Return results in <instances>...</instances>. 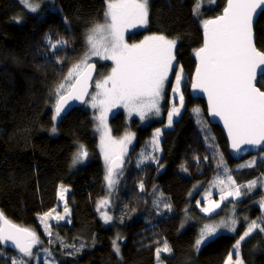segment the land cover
Returning <instances> with one entry per match:
<instances>
[{
    "label": "trees",
    "instance_id": "1",
    "mask_svg": "<svg viewBox=\"0 0 264 264\" xmlns=\"http://www.w3.org/2000/svg\"><path fill=\"white\" fill-rule=\"evenodd\" d=\"M38 1L43 4L33 13L19 0H0V212L18 226L37 231L46 242L44 249L53 253L57 264H157L155 249L159 240H166L172 249L171 254H161L165 264H226L247 222L264 216L257 203L261 196L259 190H253L240 202L226 203L211 217L199 212L197 198L211 189L218 170L198 121L207 122L205 130L214 137L215 145L227 158V167L232 170L237 184H247L264 175V161L261 160L264 152L234 162L221 129L210 125L205 103L193 99L187 85L183 112L173 128L162 133L160 163L154 167L153 164L146 165L151 170L144 178L147 192L158 187L163 194L161 201L170 202L175 214L162 207L138 211L130 205L118 208L120 206L115 204L109 210L115 216L114 222L104 224L95 209L97 201L105 196L106 188L94 114L81 108L65 118L53 120L54 97L51 93L72 65L83 59L87 51L85 37L93 26L103 21L106 0ZM148 1V31L140 35L163 34L175 39L177 61L188 80H192L195 51L203 44V21L221 15L227 0ZM14 17H18L19 22ZM254 29L256 46L264 52V14ZM48 37L53 42L60 38L68 41L67 46L59 50L62 63L52 62L57 53L47 45ZM95 63L98 74L100 71L108 73L110 63ZM258 86L264 90V78ZM163 105L166 114L168 99ZM196 108L200 109L199 117L194 112ZM109 122L117 137L128 129L136 134L138 152L149 144L155 130L165 124L162 119L143 127L138 119H134L129 125L123 112L113 115ZM53 126L57 129L54 134L51 132ZM80 145L87 150L88 159L86 163L74 166L73 156ZM206 155L208 160H204ZM196 156L200 157L199 164L194 159ZM252 159L256 160L255 167H239ZM135 166L128 170L124 166L130 176L126 175L119 185L117 200L130 181L135 184V179L144 173L143 170L138 172ZM182 166L187 171H183ZM61 184L69 189L67 206L70 215L52 226L50 238L43 235L40 217L62 208L58 200ZM233 205L238 220L236 231H218L199 252L195 251L194 241L203 225L227 219ZM115 208L130 216L121 218ZM164 214L166 217L156 219L157 215ZM121 219L123 222L120 223ZM182 221L184 226L181 228ZM57 235L67 244L83 245L82 250L69 255L73 249L62 247L56 240ZM118 235L123 238L119 241V254L113 247ZM50 239L53 243H49ZM33 253L37 254V249ZM16 255L17 251L5 248L0 264H8V258ZM240 255L244 264H264V233L257 230L247 237L241 245ZM39 257L40 264H44L45 259Z\"/></svg>",
    "mask_w": 264,
    "mask_h": 264
},
{
    "label": "snow or ice",
    "instance_id": "2",
    "mask_svg": "<svg viewBox=\"0 0 264 264\" xmlns=\"http://www.w3.org/2000/svg\"><path fill=\"white\" fill-rule=\"evenodd\" d=\"M19 3L33 13L39 8V3H34L33 0H19ZM258 10L264 14V0H227V6L221 15L215 19L203 21V46L195 51L199 64L192 87L207 94L210 115L219 117L223 121L231 140V147L236 153L241 151L242 145L257 149L264 145V91L256 84L258 69L260 76L264 78V68L261 67L264 66V52L258 51L255 47L253 34V19L257 16ZM148 14V0H106L105 22L91 28L85 37L88 47L83 59L70 68L64 79L55 86L51 93L54 97L53 120L61 116L70 99L83 102L88 94L89 81L95 69V64L89 63L92 57L112 60L115 65L105 79L96 83L99 91L91 97V107L100 109L96 119L105 129L106 137L108 136L107 114L113 107H123L128 110L129 115L135 112L141 120H144L148 113H154L156 116L161 114L160 103L176 60L177 41L163 34L148 36L139 44L129 45L124 40V32L129 27L147 24ZM14 19L19 22L18 17ZM65 23H67L66 18ZM46 43L53 52L57 53L53 56L52 62L62 63L63 58L60 57L59 50L66 47L68 41L60 38L53 42L52 38L48 37ZM182 72L183 69L179 68L174 77L175 85L171 88L174 95L178 94L179 106L173 100L171 109L167 113L166 127L168 128L172 127L174 117L180 115L184 105V96L181 93ZM194 112L197 117L200 116L199 108L194 109ZM198 123L201 125L199 130L204 132L203 139L206 141V147L216 161L215 167L218 170L212 187L219 189V201L212 199L210 190L205 191L204 199L207 205L200 209L206 215L212 216L225 200L229 198L239 200L242 195H248L253 191L258 184L264 188V175L247 184H237L232 170L227 167L223 154L219 153L214 143V137H210L205 130L207 122L200 119ZM56 131V127L53 126L51 132L54 134ZM161 135L162 129L157 128L153 138L149 141L151 150L141 153L138 167L147 162L160 163L155 153L161 150L159 148ZM133 137L132 133H127L121 141L111 140L108 137L109 147L104 148V160L107 166L105 181L109 192L113 191L115 185L119 183L120 173L117 169L122 166L121 158L126 153L127 146ZM101 143L103 147L105 144L103 138ZM87 156V150L80 145L73 156V165L82 163ZM194 159L197 164L200 163L199 156ZM208 159L209 156L206 155L204 160ZM261 160L264 161V156ZM255 165L256 160L252 159L239 167L250 168ZM182 170L187 171V168L182 166ZM138 187L140 192L145 191L142 181ZM66 192L67 189L61 184L59 198L65 201L64 216L53 217L49 212L40 217L44 230L50 238L52 237V225L47 222L49 218L59 221L70 215L66 203ZM153 192L155 193L156 189H153ZM162 195L161 193L160 196ZM160 196L154 199L153 207L157 210L162 207L171 211V203L161 201ZM257 203L264 209V197ZM108 204V199L101 200L97 210L103 209ZM197 204L199 205V202ZM102 218L106 224L113 219L107 211L102 213ZM121 222H123L122 219ZM237 223L235 205H233L230 217L218 223L203 225L198 238L194 241L195 251L199 252L205 240L214 237L220 229L235 232ZM183 226L182 221L181 228ZM257 230L264 233V216L247 222L245 230L233 246L236 259L234 260L232 254H229L226 264H244V259L240 255L241 245ZM56 240L62 247L73 249L72 253H68L69 255L78 253L83 248V245L76 247L74 244L65 243L58 235ZM40 243L36 232L17 226L7 219L3 212H0V257H3L4 249L9 245L17 250L16 256L8 258V264H33L34 261L35 264H40L39 255L33 253V248ZM49 243H53V240L50 239ZM156 243V261L157 264H163L161 254H171L172 249L166 240L162 242V246L160 241ZM113 247L114 251L119 254L120 248L116 241H113ZM44 253L50 258L45 259L44 264H57L49 249L45 248Z\"/></svg>",
    "mask_w": 264,
    "mask_h": 264
},
{
    "label": "rangeland",
    "instance_id": "3",
    "mask_svg": "<svg viewBox=\"0 0 264 264\" xmlns=\"http://www.w3.org/2000/svg\"><path fill=\"white\" fill-rule=\"evenodd\" d=\"M33 2L34 3H39V7L43 4L42 2H40L38 0H33ZM148 8H149V1H148ZM105 20H106V17L104 15L103 21L100 22V23H97V24H102V23L105 22ZM148 23H149V14H148V22H147L146 25H140V26H136V27H129L124 32V40H125V42L127 44H129V45H132V44H139L142 41H144L146 39V35L144 34L142 36L140 34L142 32L148 31ZM139 36L141 38L140 41H138V39H140ZM131 37L133 39H131V41H129V39ZM80 61H78L76 63H79ZM93 61L94 62H98L100 64H106V63H110L111 64L110 65V69L108 70V73L107 74L106 73H103L102 71L99 72L97 78L94 81V89H93V92L91 93L90 98H89V100H88V102H87V104L85 106V109L89 110L90 112H92L94 114V130H95L96 136L98 137V140H99V152H100V156H101V159H102V162H103V166H104V170H105V175H106L107 166H106L105 160H104V148L105 147H109V145H108V137H110L111 140L121 141L127 133L134 134L131 129H128L127 131H125V133L123 135H121L119 137L115 136L112 133V130H111L112 127H111L110 122H109L110 118L113 115H115V114H117L119 112H123L124 115H125L126 122L129 125H131V121L132 120L138 119L143 127L148 126L150 124H153L155 122H159V121H161L163 119V121H164L165 124H164L163 127L160 128V129H162V133H163L165 130H168V129L173 128L174 123L179 119L181 113L183 112V109H184V106H185L186 97H187V90H188L187 85H188V87L191 85V80H188L187 74H186L185 70L177 62V59H176L174 61V63H173L172 71L169 74V78H168V81L166 83V87H165V90H164V93H163V99L161 100V103H160L161 114L159 116H156L154 113H148L145 116V119L144 120H141L140 117L135 112H133L131 115H129V112H128L127 109H125L123 107H113L112 110L107 114L106 123H107L108 136L106 137L104 135L105 129L103 128V126H100L99 121L96 119V117L99 116L100 109L99 108H92L91 107V97L93 95H95L99 91L96 88V83L99 82V81H101V80H103V79H105L111 73V70H112V68L115 65H114V62L112 60H104V59H101L99 57H92L91 60H89V63L90 62H93ZM179 68H182L183 69V72H182V80H181V93L184 96V105H183V108L180 111V115L178 117H174L172 127L168 128V127H166V124H167V113L168 112L165 114V112H164V105L163 104H164V100L165 99H168V101H169V110L168 111H170V109H171L173 100H175L176 103H177V106H179L178 105V94L177 95H174L172 93V91H171V88L174 87V85H175L174 77H175V74L179 71ZM135 135L136 134H134V137L131 140V143L128 144L126 153L123 155V157H124V164H125V168L127 170L130 167H133L134 164H135L136 165L135 167L137 168V171L139 172V171H142L143 170L144 173L139 176V179H135V184L133 183V181H130V184L127 186L126 189L123 190V192L121 193V195H120V197H119L118 200H117V196H118L119 185L121 184L123 178H125L126 175H129V173L127 172V170L126 169H123L121 171H118L120 173V175L118 177L119 183L115 185V189L113 191L109 192L108 188L106 187V181H105L106 194H105V196L103 198H101L99 201H97L96 206H95V209H96V211H97L100 219L103 221L104 224H106L104 222L103 218H102V213L104 211H107L108 214L113 217L112 221L114 222V217L115 216H114L113 212L112 211L110 212L109 210H110V207H114L115 204L117 206H120L118 208H124V207H127L128 205H130L135 210H138V211L146 210V211H148L149 209L153 208V199H155L156 197L160 196V194H161L160 190L156 186L153 187V188H151L150 191L147 192V186L145 185V179L144 178L146 177V175L149 174V171L151 169L146 168V165L153 164L152 167H154V165H158V164L153 163V162H147V163H144V164L140 165L139 167L137 166V164L139 162V158H140L141 153L142 152H146V151H149L150 152L151 149H150V145L148 144L145 148H143L140 152H138L136 150V148H135V143H136V137H135ZM102 138L105 141V144H104L103 147H102V143H101ZM161 138H162V135L159 137V148L160 149H161ZM28 144H30V143L27 142V145ZM217 149H218L219 153H222L219 150L218 147H217ZM155 155L160 160L161 155H162L161 150L160 151H157L155 153ZM87 159H88V156H87ZM87 159H85L82 163H86L87 162ZM223 159L226 162L227 158L225 157L224 154H223ZM141 181L144 183V186H145V191L144 192H140L139 191L138 185H139V183ZM134 186H136V187H134ZM64 187L67 189V192L65 193L66 203H67V197H68V191H69V189L65 185H64ZM153 189H156V192L155 193L153 192ZM254 190H259L260 191L261 198L264 197V188L260 187L259 184L257 185V187ZM210 191L212 193V199L219 201V195H220L219 194V189L216 188V187H211ZM196 192H197V190L194 191V193H196ZM243 196L244 195H242L239 200H236V199H233V198H229V200H225L221 204V207L219 209H217L216 212H214L212 214V216H214L215 214H217L226 203L232 202V201L233 202H240L242 200ZM58 197H59V195H58ZM104 199H108L109 200V204L108 205H105V207L103 209H100L98 211L97 209L100 206L99 205V202L101 200H104ZM58 200L60 201V205H61L62 208H58V210L57 209H54L51 212L53 217H55L57 215H61V216H64L65 215V213H64L65 201L60 200V198ZM197 201L199 202V205L197 204V208L199 209V212L202 213L203 215H205L206 217H211V216L206 215L205 213H203L200 210L201 207H205L207 205V201L204 199V194H202L200 197H198L197 198ZM67 208H68V206H67ZM118 208H115V209L118 210V213L120 214V217L121 218L126 219V218H128V216H130L129 213H127L126 211H124L122 209H118ZM262 211L264 212V209H262ZM67 216H65V219L67 218ZM164 217H166L165 214L164 215H157L156 216V219L157 218H164ZM47 222L49 224H51L52 226L59 223V221H57L54 218H49V220ZM120 223H121V220H120ZM108 224H110V223H107L106 225H108ZM41 229H42L43 235L49 237L47 235V233L45 232V230H44V224H43L42 221H41ZM51 231H52V228H51ZM219 231H227V230L226 229H220ZM34 232L38 233L37 231H34ZM118 236H119V239L118 240L116 239V243L119 245V241L122 240L123 238L120 235H118ZM38 237H39L41 243L38 244V245H36L37 246V254L38 255H41L44 259H47L46 255L44 253V245H46V242L43 240V237L40 234H38ZM211 238H213V237H209L207 240H205L204 244H202L201 246L205 245ZM159 241L162 244L163 241L162 240H159ZM232 256H233V259L235 260L236 259L235 252L232 254ZM163 264H165V263L163 262Z\"/></svg>",
    "mask_w": 264,
    "mask_h": 264
},
{
    "label": "water",
    "instance_id": "4",
    "mask_svg": "<svg viewBox=\"0 0 264 264\" xmlns=\"http://www.w3.org/2000/svg\"><path fill=\"white\" fill-rule=\"evenodd\" d=\"M226 6H227V4H226ZM261 15L262 14L258 10L257 16L254 17V19H253V34H254V43H255V47L256 48H257V46H256V35H255V29L254 28H255V25H256V23H257V21H258V19L260 18ZM203 40H204V36H203ZM202 46H203V44H202ZM257 50L260 51L258 48H257ZM195 61H196V67H195V71H194V74H193V77H192V81H191L190 96L193 99H195V100H202L205 103V106H206V109H207V116H208L209 123L212 126H217V127H219L221 129V131H222V133H223V135H224V137L226 139V142H227V145H228V150H229L228 152H229V155H230L231 159L234 162L239 163V162L243 161L244 159H246L248 157H251V156H255V155L260 154L262 152V149H264V145H261V147L259 149L252 148L249 145H242L241 146V151L239 153L234 152V150L231 147V140H230V138L228 136L227 129L224 127L223 121L220 120L219 117H212L210 115L207 94L204 93V92L199 91L198 89H194L192 87L193 83L195 82V72H196V68H197V66L199 64L198 58L196 56H195ZM92 63L95 64V69L93 70V72H92V78L89 81L88 94L84 97L83 102H81L79 100H71L70 99L69 102H68V104H67V106H66V108H65V110H64V112L61 113V116L59 118H65L72 111H74L76 109L84 108L86 102L89 99V96L91 95V92L93 90L94 81H95V79L97 77V73H98V66H97V64L95 62H92ZM261 67L264 68V66H261ZM259 73H260V70L258 69V72H257V81H256L257 87H259L258 84H259L260 79L262 78ZM262 91H264V90H262ZM122 167L123 166H121L117 170L122 169ZM6 248H9V249L14 250L10 245L8 247H6ZM14 251H17V250H14Z\"/></svg>",
    "mask_w": 264,
    "mask_h": 264
},
{
    "label": "bare ground",
    "instance_id": "5",
    "mask_svg": "<svg viewBox=\"0 0 264 264\" xmlns=\"http://www.w3.org/2000/svg\"><path fill=\"white\" fill-rule=\"evenodd\" d=\"M170 213H171V214H172V213L175 214L173 208H171ZM173 214H172V215H173ZM185 216H186V218H189V215H185Z\"/></svg>",
    "mask_w": 264,
    "mask_h": 264
},
{
    "label": "flooded vegetation",
    "instance_id": "6",
    "mask_svg": "<svg viewBox=\"0 0 264 264\" xmlns=\"http://www.w3.org/2000/svg\"><path fill=\"white\" fill-rule=\"evenodd\" d=\"M123 161H124V158L122 157Z\"/></svg>",
    "mask_w": 264,
    "mask_h": 264
}]
</instances>
